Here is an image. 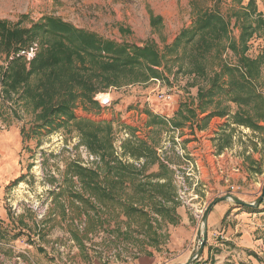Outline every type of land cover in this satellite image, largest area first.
Wrapping results in <instances>:
<instances>
[{
    "label": "rangeland",
    "instance_id": "obj_1",
    "mask_svg": "<svg viewBox=\"0 0 264 264\" xmlns=\"http://www.w3.org/2000/svg\"><path fill=\"white\" fill-rule=\"evenodd\" d=\"M248 2L0 0V20L10 26L29 28L43 17H57L118 44L143 47L151 43L162 54L181 30L191 27L196 16L205 11L218 12L225 20L230 17L227 36L234 39L235 43H238L241 26L250 23L255 26L254 21L260 20V16L263 28L253 33L245 53L255 58L264 49V0H253L255 13L247 7ZM227 46L228 39H223L199 62L208 77L212 71L218 70L219 65L233 67L237 64ZM37 51L38 44L33 43L19 54L28 66ZM189 51L197 56L194 48L190 47ZM182 54L183 49L174 55L181 57ZM174 55L167 58L174 59ZM0 66L4 68L6 62L0 61ZM157 72L155 78L145 82L111 87L95 94L93 101L97 105L78 102L74 115L94 123L91 127L83 125L78 128L70 123L67 127L53 131L37 129L41 123L36 118L37 111L27 105L19 93L6 97L0 86V136L12 135L13 132L21 136L25 143L23 150L28 155L26 171L15 180L3 197V206L9 219L1 221L0 227L10 232L0 238H11V231H15L17 239L24 236L28 244L21 254L24 264L29 263L28 252L32 249L44 253L49 264H129L141 255L142 240L146 239V243L150 244L149 236L142 229L127 222L120 209L110 207L86 189L81 179L68 171L69 166L95 172L98 183L106 191L108 188L104 179L109 169L112 182L118 179L115 171L117 167L138 173L133 184L131 178H125L126 182L116 189L114 195L118 196L120 203H128L145 211L153 225L160 217L151 209L152 204L158 202L174 211L177 207L184 208L197 232L191 255L200 247L202 236L198 239V234L202 235V225L198 229L192 207L180 199V186L184 185V190L193 196L191 204L203 210L201 219L212 200L206 199L207 190L203 189L200 164L183 147L182 143L187 138L182 140L181 136H211L207 139L210 144L202 146L208 155L222 156L232 152L247 164L245 167H249V171H257L259 159H254L253 154L258 155L264 151V121L259 123L260 129L257 130L235 124L232 118L238 107L233 103H225L228 108L225 117L214 116L203 124L200 119L206 114L200 115L197 111V118L175 127L174 122H180V118H175L180 105L188 103L196 107L197 89L203 87L205 82L192 73V68L188 67L185 60L183 63H164ZM260 81L262 83L263 78ZM259 90L264 99V88L260 87ZM159 94H165L169 99H159ZM151 116L156 117L158 124H150ZM89 135L96 137L100 143L92 145L93 149L83 139V136L89 138ZM143 142L154 153L152 162L128 151L129 146ZM161 167L166 173H162ZM137 184L144 186L143 193L134 194L137 193L134 189ZM151 192L158 194L154 201L146 199ZM142 197L145 199H139ZM14 201L19 210L15 214L12 206H9ZM41 208L44 214L39 219L37 215ZM0 243V248L7 249L12 256V250L4 247L8 243L1 240ZM0 254L6 256L3 252ZM199 257L192 264H199Z\"/></svg>",
    "mask_w": 264,
    "mask_h": 264
},
{
    "label": "trees",
    "instance_id": "obj_2",
    "mask_svg": "<svg viewBox=\"0 0 264 264\" xmlns=\"http://www.w3.org/2000/svg\"><path fill=\"white\" fill-rule=\"evenodd\" d=\"M253 3V0H249L247 7L255 13ZM258 19L254 21L255 26L251 23L241 26L238 43H235L234 39L227 36L230 17L225 20L218 12L205 11L196 16L191 27L181 30L162 54L151 43L143 47L118 44L57 17H43L29 28L10 26L0 20V61L6 62L4 68L0 66V86L6 97L19 93L20 98L37 111L36 118L41 121L37 129L53 131L67 127L70 123L78 128L83 125L91 127L94 123L74 115L78 102L97 105L93 101L95 94L111 87L145 82L155 78L158 68L164 63H183L185 60L188 67L192 68V73L203 78L205 84L197 89L196 107L188 103L180 105L175 117L180 118V122H174L175 127L197 118V111L200 115L206 114L200 119L203 124L214 116L225 117L228 115L225 103H233L238 107L232 118L234 123L257 130L260 129L259 123L264 121V99L259 90L260 87L264 88V49L255 58L245 53L253 33L263 28L261 17L258 16ZM223 39H228L227 49L232 52L237 64L233 67L219 65L218 70L212 71L208 77L199 62ZM33 43L38 44V51L27 66L19 52ZM190 47L197 52L196 57L190 53ZM181 49V57L174 55ZM172 55L174 59L167 58ZM209 108L212 109L209 111ZM156 121V117L151 116L150 124H158ZM84 136L85 143L91 149L92 145H98L96 137ZM128 151L136 157L151 162L154 160V153L145 142L129 146ZM160 169L166 173L163 167ZM68 171L77 175L84 187L99 200L120 209L127 222L137 225L149 236L150 243H156L157 229L162 223L171 224L175 221L174 209L161 203L152 204L151 209L160 217L153 225L145 211L118 201V196L114 195L116 189L122 187L125 178H131L133 184L138 176L131 169L115 168L118 173L116 182L111 181L109 169L104 179L107 191L101 188L95 172L78 166H69ZM134 189L137 192L134 194L145 191L141 184L135 185ZM155 195L158 194L151 192L146 199L154 201Z\"/></svg>",
    "mask_w": 264,
    "mask_h": 264
},
{
    "label": "crops",
    "instance_id": "obj_3",
    "mask_svg": "<svg viewBox=\"0 0 264 264\" xmlns=\"http://www.w3.org/2000/svg\"><path fill=\"white\" fill-rule=\"evenodd\" d=\"M184 138L187 140L182 143L183 147L200 164L203 189L207 190L208 201L227 194L247 203L256 200L264 186V151L258 155L253 154L254 159H259L257 171H249V167H245L247 164L232 152L222 156L208 155L202 146L210 144L207 139L211 136H181L182 140ZM24 144L21 136H16L14 132L12 135L9 133L0 136V222L9 219L3 206V197L28 167ZM173 216V223H162L157 229L156 243H146L143 237L145 240L141 242V255L129 264L187 262L197 239V232L184 208L177 207ZM9 232L0 227V237ZM11 232V238L0 240L14 243L18 235H14L15 231ZM0 252L7 258L11 256L7 249L0 248ZM28 259V264H49L44 253L34 249L29 250ZM204 261L209 264H264V199L255 209L237 206L229 201L213 206L207 218L205 243L198 263Z\"/></svg>",
    "mask_w": 264,
    "mask_h": 264
},
{
    "label": "built area",
    "instance_id": "obj_4",
    "mask_svg": "<svg viewBox=\"0 0 264 264\" xmlns=\"http://www.w3.org/2000/svg\"><path fill=\"white\" fill-rule=\"evenodd\" d=\"M166 97L167 95L165 94L158 95L159 99H163ZM166 99H169V97ZM177 179L180 180V178H177ZM180 189L181 191H180L179 197L183 201L184 204H186L189 207H192V210L194 211V214H195V221L197 223V227L198 229H200L201 228V215H202L203 210L191 204L193 201V198H192L193 196L188 194L184 190L185 189L184 185L180 186ZM9 206H12L11 209L13 211V214L19 211L16 205V201L9 203ZM38 213L39 214L37 215V217L41 219L44 214V210L41 208V210H39ZM1 245L2 244L0 243V246ZM4 247H7L10 250H12L13 255L10 258H7L6 256L0 254V264H24V262L21 261V254L24 253L25 249L28 247L27 241L25 240L24 236L19 237L14 243H8V245H5Z\"/></svg>",
    "mask_w": 264,
    "mask_h": 264
},
{
    "label": "water",
    "instance_id": "obj_5",
    "mask_svg": "<svg viewBox=\"0 0 264 264\" xmlns=\"http://www.w3.org/2000/svg\"><path fill=\"white\" fill-rule=\"evenodd\" d=\"M263 197H264V187L261 190L260 196L252 203L244 202V201L238 199L237 197H235V196H233L231 194H228V195H225V196H222V197L214 198L208 204V206L206 207V209H205V211L203 213L202 219H201L202 235L198 234V239L200 238V236H202L200 247H199L198 251L195 254H192L190 256V258L187 260V262L185 264H192L194 262V259L198 258L201 255V253H202L203 246H204V243H205V238H206L207 218H208V215H209L211 209L213 208V206H215L217 203H220V202H223V201H231L233 204H235L237 206H242V207H245V208L254 209L261 203Z\"/></svg>",
    "mask_w": 264,
    "mask_h": 264
}]
</instances>
